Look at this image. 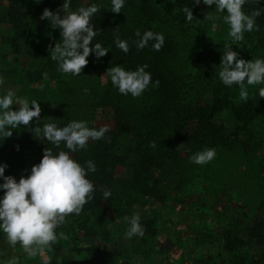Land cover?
Segmentation results:
<instances>
[{"label": "rangeland", "instance_id": "1", "mask_svg": "<svg viewBox=\"0 0 264 264\" xmlns=\"http://www.w3.org/2000/svg\"><path fill=\"white\" fill-rule=\"evenodd\" d=\"M105 1L111 11V0ZM172 1L151 0L150 5L154 9L161 7L163 13L162 6ZM140 2L124 0L121 12L113 13L124 23L134 22ZM17 4L24 15V38L14 51L9 40L16 30L5 16L9 1L0 0V76L5 78L0 85V97L13 90L16 97L26 98L29 103L40 102V118H34L33 122H61L64 127L72 121H85L89 128H95L110 125L111 110L94 104L103 91L110 90L130 115L133 133L150 129L148 88L135 98L121 94L106 72L110 66L105 63V56L97 58L94 52L87 58L100 65L97 73L86 76L59 71L58 62L50 57L49 45L54 47L60 42L61 30L40 18L45 8L56 12L57 7L50 8L43 0L39 3L17 0ZM173 8L178 12L176 6ZM190 9L201 14L192 22L186 16L180 22H161L163 18L159 17L153 24L159 27L158 33L171 36L177 45L172 64L181 68H185L195 51H205L209 46L224 51V44H231L230 26L223 19L226 12H218L215 4L208 6L203 0L198 5L192 0ZM209 15L216 19H207ZM100 44L108 50L112 48L108 43ZM240 47L241 41L231 45L240 58L256 59L241 53ZM28 70L38 71L40 77L28 82L25 79ZM245 88L248 98H264L259 95L264 83L248 85L245 81ZM228 89L231 103L244 101L239 95V85L233 84ZM12 107L18 110L19 106ZM212 120L229 129L234 127L227 108L220 109ZM34 135L43 138V132ZM16 137L27 140L26 136ZM7 139L0 134V164H7L5 176L19 181L21 176L30 175L31 164L37 163L40 154L26 147L17 160L13 153L3 151ZM209 148L215 149L216 155L207 164L190 160L203 150L184 149L175 166L149 171L159 179L157 187L163 193L159 202L128 188L123 170L116 168L112 198L88 219L67 216L65 223L56 229L58 237L62 232L66 239H58L50 249L34 257L19 244L11 246L0 230V264H8L13 258L18 264H252L255 246L240 228L264 221V106L247 130L239 129L236 142ZM4 191L0 189V199ZM136 214L140 216L144 235L127 238L125 233L130 224L124 217Z\"/></svg>", "mask_w": 264, "mask_h": 264}, {"label": "trees", "instance_id": "2", "mask_svg": "<svg viewBox=\"0 0 264 264\" xmlns=\"http://www.w3.org/2000/svg\"><path fill=\"white\" fill-rule=\"evenodd\" d=\"M9 6L5 16L16 30L9 40L14 51L24 38L23 13L18 8L17 0H8ZM137 6L138 17L134 22H122L108 8L105 0H69V11H76L80 7H88L92 4L100 6V11L92 17V25L97 35L93 38L91 46L96 43H108L112 46L104 61L110 67L121 66L126 71L137 70L145 64V69L151 74L152 82L148 89L150 93L149 114L150 126L147 131L137 130L132 132L133 123L130 115L125 112L119 99L110 90L103 91L94 104L98 107H106L111 110L110 129L101 140H90L85 149L71 152L64 142L59 146L47 141V138L34 135L35 127L43 132L45 124L54 123L62 128L61 122H30L29 126L20 125L12 131V136L3 143V151L11 152L17 160L21 151L29 147L40 154L38 164L43 157L44 150L49 148L53 154L60 151L68 152L73 159L87 169L86 162L91 160L96 165V171H89L87 178L94 186L93 199L83 206L82 211L73 217L81 219L90 218L101 206L113 196L116 177L114 171L121 168L124 174V184L134 192L150 197L156 201H162L163 193L157 187L159 179L150 175L152 168L160 171L168 170L175 166L179 153L184 150H204L212 146L229 145L236 142L239 129L247 130L251 122L258 114L260 107L264 106V98L250 97L239 104L229 101V86L222 83L219 78L221 70V57L224 52L220 48L209 46L205 51H195L185 68L172 64V58L176 53L174 41L171 36L165 35V41L159 51L154 50L155 41H149L142 50H138L135 41L139 39L135 35L139 29L141 35L151 30L158 33L159 27L153 26L162 17L161 22L167 20L185 21L184 7H191L192 0H173L170 4L154 9L151 0H141ZM64 0H43L50 8L60 9ZM174 6L178 12L174 11ZM184 6V7H183ZM153 9V10H152ZM259 10L261 15L256 18L251 32L244 33L241 41V53L253 55L256 59H264V0H246L243 11L251 14ZM194 17L200 16L197 11H192ZM135 16V15H133ZM159 18V19H158ZM116 34L121 40L127 41L129 51L123 52L116 46ZM88 59V58H87ZM87 66L81 72L90 76L97 73L100 65L88 59ZM40 77L38 71L28 70L25 79L29 82ZM158 87H154L156 81ZM236 85V84H235ZM260 99V100H259ZM227 108L234 127L229 129L215 123L212 118L220 109ZM100 127H95L99 129ZM16 135L26 136L27 140L18 139ZM11 138V139H10ZM155 144L152 147L151 144ZM183 143V144H182ZM182 144V145H181ZM181 145L180 147H178ZM178 147V148H177ZM31 172V171H30ZM111 191L109 199L104 200L103 192ZM241 232L255 246L252 264H264V221H254L248 227L241 226Z\"/></svg>", "mask_w": 264, "mask_h": 264}, {"label": "clouds", "instance_id": "3", "mask_svg": "<svg viewBox=\"0 0 264 264\" xmlns=\"http://www.w3.org/2000/svg\"><path fill=\"white\" fill-rule=\"evenodd\" d=\"M37 3L40 0H36ZM201 0H194L199 4ZM205 5L215 4L218 12L224 13L223 19L230 26L228 36L231 44H224V55L221 57L219 78L226 86L237 84L240 86V98L248 99V91L245 88V81L248 85L264 83V59L245 60L232 50L231 45L237 44L244 39L245 32L259 30L255 24L257 17L261 15L259 10L253 11L250 15L243 11L246 0H203ZM111 11L120 13L124 6V0H111ZM69 0H64L61 8L56 12L45 8L41 19L50 21L52 27H59L61 40L54 47L49 45L50 57L59 64V71L79 75L88 64L87 57L95 53L97 58L108 53V48L100 43L91 46L93 38L98 34L92 25V17L100 11V6L92 4L88 7H80L76 11H69ZM226 10V11H225ZM61 11L63 16H61ZM188 22L195 17L192 9L185 7ZM207 19L215 20L216 17L209 15ZM135 35L139 37L135 41L138 50H142L149 41H155L153 48L159 51L165 41L163 34L154 33L151 30L145 31L143 35L139 29ZM116 46L123 52L129 51L127 41L121 40L116 34ZM147 64L138 67L134 71H126L121 66L109 67L107 74L111 82L123 95L131 94L132 97H139L152 82L151 74L145 69ZM5 83V78L0 76V85ZM157 80L154 87H158ZM260 97H264V88L260 89ZM18 105V110H13V105ZM31 105V107H30ZM41 114L40 102L32 100L29 103L26 98L16 97L13 90H8L0 97V134L5 138L12 136V131L20 125L29 126L35 118L39 120ZM110 129L102 126L98 130L89 128L85 121H72L60 128L54 123L45 124L43 127V138L59 146L61 142L71 152L78 149H85L89 140H101ZM35 132L40 134L41 129L35 127ZM183 144V143H182ZM181 144V145H182ZM179 145L178 147H180ZM155 147V144H151ZM177 147V148H178ZM215 149L208 148L194 154L190 160L193 163L204 165L215 158ZM87 169L78 163L65 151L53 154L52 150L46 148L43 157L38 164L31 168L27 177L21 176L19 181L15 177L5 176L7 164H0V189H4L3 198L0 199V230L6 235L7 242L15 247L19 244L29 256H36L44 249H50L58 239L66 237L61 232L59 237L56 229L65 223L66 217L71 214L78 215L85 204L91 201L95 186L87 178L89 171L95 172L96 165L93 161L86 162ZM111 196L110 190L103 192L104 200ZM124 220L129 222V230L125 233L127 238L144 235V229L140 224L139 214L132 217L125 216ZM8 264H18L13 258Z\"/></svg>", "mask_w": 264, "mask_h": 264}]
</instances>
